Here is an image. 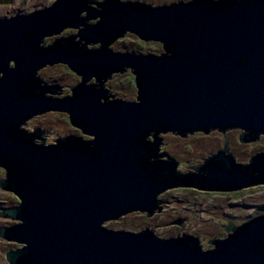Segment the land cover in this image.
Segmentation results:
<instances>
[{"label": "water", "instance_id": "water-1", "mask_svg": "<svg viewBox=\"0 0 264 264\" xmlns=\"http://www.w3.org/2000/svg\"><path fill=\"white\" fill-rule=\"evenodd\" d=\"M73 5L59 0L46 15L0 20V168L5 171L0 189L20 202L0 213L13 223L0 227V238L17 246L6 253L7 263L264 264V215L238 226L229 222L226 238L209 242V250L187 234L161 239L149 228L135 233L105 227L133 212L151 218L162 211L158 196L179 187L160 170L164 162H152L157 144L149 138L161 132L181 138L214 130L224 135L223 150L202 159L201 166L185 167L194 171L190 177L176 172L183 187L228 193L264 184V153L238 164L225 148L224 134L227 128L254 131L241 137L245 144L259 142L264 132V0L147 7L112 2L98 26L81 30L82 39L100 41V49L69 52L67 59L37 52L43 38L77 18ZM127 32L162 44L163 53L108 50ZM56 63L83 74L86 83L95 77L97 84L89 85L87 96L74 91L67 102L19 94L29 87L32 72ZM124 69L136 76L138 102H99L104 96L95 87ZM54 109L68 112L72 125L94 137L98 149L45 151L24 133L7 130L24 111Z\"/></svg>", "mask_w": 264, "mask_h": 264}, {"label": "flooded vegetation", "instance_id": "flooded-vegetation-1", "mask_svg": "<svg viewBox=\"0 0 264 264\" xmlns=\"http://www.w3.org/2000/svg\"><path fill=\"white\" fill-rule=\"evenodd\" d=\"M15 6H13L10 10H5L0 15V20L9 19L15 16H23V15H31L33 13H41L42 15H46L50 13V9L54 6V4L59 0H38L35 3H30L32 0H13ZM28 1V2H24ZM35 1V0H34ZM66 1V0H65ZM74 1L73 9L76 13V19L71 20L69 24L64 28V30L52 36H47L43 38L39 46H37V52L40 50L44 52H55L58 55H61L64 58L70 57L69 52H74V56L76 54L82 55L83 50L93 49L92 51H96L101 48L102 44L100 41L96 43L86 42L81 37V30H84L88 27H96L99 23L103 21L104 18V7L107 4H112V2L122 3L124 5L135 6L139 5L142 7H147V5L158 6V3H147V0H71ZM192 1V0H190ZM9 0H2V5L6 6ZM21 2L25 4L23 7L20 5ZM179 2V1H178ZM185 2V1H184ZM189 2V1H186ZM12 3V2H11ZM175 3V2H173ZM154 4V5H153ZM172 4V3H170ZM18 5V6H17ZM161 5H169V4H161ZM77 26L76 28H74ZM114 36V33L112 34ZM134 36V34L127 32L121 38L115 40L111 45H109L108 50L113 52H122L117 51L118 47H120V39H128V36ZM136 36V35H135ZM136 42H132L131 45L123 44L122 46L126 49L125 53L137 54V55H147V52L143 49V44H147L146 41H142L137 37ZM95 44V45H91ZM138 47L139 49H135L134 47ZM33 51H35L32 45ZM133 49V51H131ZM160 55V54H158ZM11 67H15V64L12 62ZM58 68V69H57ZM61 71L62 76H58L54 71ZM125 73H131L133 76V86L136 87L135 79L136 76L134 73L128 69L127 71L119 70L114 71L111 74L106 75L101 84L95 89L99 90L101 94H103L104 98L99 101L102 103L109 102H138L139 94L137 89V95L135 100H125L123 97H119L118 93L115 89L116 78L119 75H123ZM30 76V75H29ZM85 77L83 74H79L73 71L69 65L64 63H56L53 65H46L37 71L31 73L29 87L25 91H20L24 98L27 97H36L41 100L54 101L56 103L59 102H67L71 101L74 98V91L77 96L83 94L85 92V96H87V88L89 85L97 84V79L95 77L91 78L88 83L85 82ZM29 80V79H28ZM114 84V86H113ZM79 88V89H78ZM78 89V91H76ZM70 115L68 112H61L54 110H48L41 113L31 114L27 111H24L22 117L18 120V122L11 123L10 127L7 129L12 133H24L28 140H30L35 147L42 148L45 151H50L51 148L67 150L71 147H78L80 150L81 147L83 149H89L91 151L98 149L97 143H94L95 138L87 135L83 129L74 127L70 120ZM57 124H61V127L58 128ZM58 128V129H57ZM228 130H236L240 131L239 139L243 136H254V131L247 129H232L227 128L224 132ZM20 131V132H19ZM221 131V130H220ZM163 133H156V139L150 136L149 142L157 144L156 151L152 156L153 164H159L160 162L163 164V167L160 168L161 171L165 170V174L170 177L169 183L174 184L173 187H183L182 181L176 179L179 177L176 174V167L174 164L176 163L178 166V161L170 155L167 151H164L166 146V140L163 138ZM264 132H261L259 139ZM225 148L230 150L228 144L225 145ZM5 175V171L0 168V179H2ZM190 177V174H184L183 178ZM181 178V177H179ZM264 185V184H261ZM258 187V186H256ZM264 187V186H261ZM10 200H13L12 203ZM19 200L13 194L7 193L0 189V213L7 208H11L17 206L19 204ZM4 220L0 218V222ZM7 224H13L10 221H4ZM5 226L1 225L0 227ZM3 240V239H2ZM4 241V240H3ZM6 242V241H5ZM8 243V242H7ZM11 244V243H10ZM11 250V249H10ZM9 251V250H8ZM7 251V252H8ZM6 252V253H7ZM6 255V254H5ZM6 260V259H5ZM7 262V261H6Z\"/></svg>", "mask_w": 264, "mask_h": 264}, {"label": "rangeland", "instance_id": "rangeland-1", "mask_svg": "<svg viewBox=\"0 0 264 264\" xmlns=\"http://www.w3.org/2000/svg\"><path fill=\"white\" fill-rule=\"evenodd\" d=\"M37 1L32 0L30 3ZM178 1L190 0H147V3L152 4L154 2L161 5ZM24 2L20 3L22 7ZM13 6H15L13 0H9L6 6H3L2 0H0V15L2 16L5 10H10ZM125 38L120 39V47L117 51L125 52L126 49L122 46L124 43L131 45L132 42L137 41L135 35L128 36V39ZM143 45L147 54L158 55L163 53V47L160 43L147 42ZM132 47L139 49L135 46ZM53 71L58 76L63 74L60 70L53 69ZM116 83L115 89L119 97L121 96L125 100H135L137 89L133 86L131 73L119 75L116 78ZM57 127L60 128L61 124H57ZM224 134L229 140L230 151L236 157L238 164H248L250 158L256 154L264 153V135L260 137L259 142L243 144L239 139L240 131L229 130ZM162 136L167 144L164 151H167L180 163L177 166L176 172L178 173L194 172L185 167L192 164H195L193 166H201L203 160L224 149L222 145L224 135L218 130H214L208 135L194 132L193 135H187L188 138H181L171 132ZM256 186L228 193L201 191L185 187L173 188L158 196L159 207H162L160 213H155L151 218H148V212H133L119 220L107 222L105 227L110 230L135 233L149 228L161 239L176 238L178 234L179 236L187 234L198 237L203 250H209L213 248V245L208 244L209 242L217 238H226L228 234L224 229L228 227L229 222L238 226L256 216L264 215V187H261L264 185ZM12 202L13 200H10L8 203ZM179 220H182L181 225L177 224ZM1 225L7 226L9 224L3 221L0 222ZM16 247V245L7 243L0 238V264H8L5 260V254L8 250Z\"/></svg>", "mask_w": 264, "mask_h": 264}, {"label": "bare ground", "instance_id": "bare-ground-1", "mask_svg": "<svg viewBox=\"0 0 264 264\" xmlns=\"http://www.w3.org/2000/svg\"><path fill=\"white\" fill-rule=\"evenodd\" d=\"M127 70H128V69H127ZM88 82H89V81H88ZM88 82H87V83H88ZM94 85H96V84H94ZM237 130H239V129H237Z\"/></svg>", "mask_w": 264, "mask_h": 264}]
</instances>
